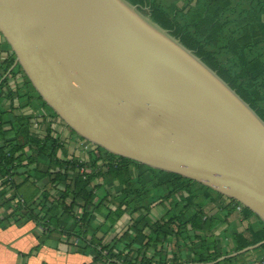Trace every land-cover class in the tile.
Here are the masks:
<instances>
[{"label": "water", "instance_id": "obj_1", "mask_svg": "<svg viewBox=\"0 0 264 264\" xmlns=\"http://www.w3.org/2000/svg\"><path fill=\"white\" fill-rule=\"evenodd\" d=\"M0 33L15 53L9 71L20 65L84 140L195 180L264 222V119L139 5L0 0Z\"/></svg>", "mask_w": 264, "mask_h": 264}, {"label": "trees", "instance_id": "obj_2", "mask_svg": "<svg viewBox=\"0 0 264 264\" xmlns=\"http://www.w3.org/2000/svg\"><path fill=\"white\" fill-rule=\"evenodd\" d=\"M129 1L192 49L264 119V0ZM6 44L0 79L15 61ZM31 92L40 107L32 105ZM27 106L45 120L57 116L17 65L0 81V208L6 210L0 228L35 221L44 236L58 235L91 255L84 264H208L264 240V222L251 209L195 180L99 146L97 157L69 156L50 122L39 134L32 114L15 113ZM59 149L69 157H60ZM26 181L37 187V199L23 197ZM222 199L226 215L240 205L244 218L257 217L232 233L233 246L226 239L229 228L218 231L215 214L207 211ZM126 214L127 226L113 235ZM254 253L264 254V244L216 264H251L246 257Z\"/></svg>", "mask_w": 264, "mask_h": 264}, {"label": "crops", "instance_id": "obj_3", "mask_svg": "<svg viewBox=\"0 0 264 264\" xmlns=\"http://www.w3.org/2000/svg\"><path fill=\"white\" fill-rule=\"evenodd\" d=\"M8 56V46L0 33V62L4 61ZM9 72L10 71L2 75L1 80L5 78ZM6 106H9V102L6 103ZM32 110L33 108L31 107H24L15 109V113H31ZM33 112L37 116L36 111L33 110ZM17 181L19 183L24 182V178L18 176ZM21 191L22 194L26 195L23 197L28 200H35L38 198V196H35V193L38 192L37 187L29 181H26L22 185ZM225 203H227L225 199L220 200L218 203H210L207 206V211L211 214H215L218 231L229 228L226 239L230 243L229 246H233L232 233L245 230L249 223L257 221V217L250 216L249 218H244L242 211L237 208L226 215V209H223L221 206V204L223 205ZM158 212V209H154V214ZM5 213L6 210L1 207L0 214ZM129 219V214L124 215V217L118 221L113 235L122 231L127 226ZM58 238V235H51L49 237L44 236L35 221H28L24 224L13 223L6 228H0V264H84L92 261L91 255L75 251L70 244L63 240L59 241ZM41 241L45 243L36 249L35 247ZM258 257H256L254 253L247 256L246 259H248L251 264H255Z\"/></svg>", "mask_w": 264, "mask_h": 264}, {"label": "rangeland", "instance_id": "obj_4", "mask_svg": "<svg viewBox=\"0 0 264 264\" xmlns=\"http://www.w3.org/2000/svg\"><path fill=\"white\" fill-rule=\"evenodd\" d=\"M165 2H167V1H172V0H164ZM1 80V79H0ZM31 96H32V94H30ZM31 103H32V105H37V104H39V107L41 106V104L39 103V102H37V100H36V98H33L32 97V99H31ZM29 106H27V108H28ZM33 107V106H32ZM24 108V107H23ZM26 108V107H25ZM42 108V107H41ZM39 113H41V110L40 111H38ZM30 114H32L33 115V117H32V124H36V125H34V127L35 128H37L39 131H38V133L39 134H42L43 133V131H44V129H45V124L46 123H43L42 121H41V118H40V120L38 119L37 120V118H34V116H36L35 115V113L32 111ZM43 114V113H42ZM51 125L53 126V128H55V130H57V132L59 133V136H60V139H61V141L63 142V145L66 147V148H68V151H69V156H71V155H77V156H79V157H83V158H85V159H89V157L90 156H93V157H97L99 154H100V150H99V148L96 146V145H94V144H92L91 143V145H93L94 147H93V150L91 151V150H88L87 148H84V143H86L85 142V140H81L80 138H79V136L78 135H76V134H74V136H75V139H73L71 136H70V132H69V129L67 128V126L62 122V120L61 121H58V122H54V123H52L51 122ZM41 132V133H40ZM89 143V142H88ZM90 151V152H89ZM58 155L60 156V157H62V158H65V157H69V156H66V155H64V153L62 152V149H59L58 150Z\"/></svg>", "mask_w": 264, "mask_h": 264}, {"label": "built area", "instance_id": "obj_5", "mask_svg": "<svg viewBox=\"0 0 264 264\" xmlns=\"http://www.w3.org/2000/svg\"><path fill=\"white\" fill-rule=\"evenodd\" d=\"M34 118H37V120L39 119L40 120V118H41V116H35ZM41 121H42V118H41ZM34 125H36V124H32V128H33V131L34 132H38L39 130L37 129V128H35L34 127ZM85 142L86 143H84V148H87L88 150H93V145H91V143L89 142L88 143V141L87 140H85ZM90 152V151H89ZM238 210H241L242 208H241V206L240 205H237V207H236ZM255 264H264V254H262V255H260L257 259H256V262H255Z\"/></svg>", "mask_w": 264, "mask_h": 264}, {"label": "flooded vegetation", "instance_id": "obj_6", "mask_svg": "<svg viewBox=\"0 0 264 264\" xmlns=\"http://www.w3.org/2000/svg\"><path fill=\"white\" fill-rule=\"evenodd\" d=\"M20 78H22V76H20V75H18ZM31 94H32V97L33 98H36V100H37V102H39V100H38V98H37V95L34 93V92H31ZM30 107V106H29ZM32 108V107H31ZM34 110V109H33ZM32 110V111H33ZM28 114H30V113H28ZM41 118H42V122L43 123H45V121H48V122H52V123H54L55 121L56 122H58V121H61V119H60V117H58V116H51V115H49L48 114V117L46 118L47 120H45L42 116H41ZM66 125V124H65ZM67 128L69 129V134H70V136L73 138V139H75V136H74V133L70 130V128L67 126ZM54 129V131L57 133V134H59L58 132H57V130H55V128H53ZM80 138V137H79ZM81 140H84L83 138H80Z\"/></svg>", "mask_w": 264, "mask_h": 264}]
</instances>
